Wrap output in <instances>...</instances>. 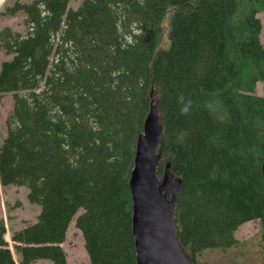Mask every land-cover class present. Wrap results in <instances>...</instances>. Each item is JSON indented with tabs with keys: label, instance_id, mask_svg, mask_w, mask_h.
<instances>
[{
	"label": "trees",
	"instance_id": "trees-1",
	"mask_svg": "<svg viewBox=\"0 0 264 264\" xmlns=\"http://www.w3.org/2000/svg\"><path fill=\"white\" fill-rule=\"evenodd\" d=\"M16 0L0 15V96L12 109L0 141V188L38 207L11 230L0 264H65L74 221L88 261L136 264L129 179L154 105L158 183L179 184L175 241L192 264L260 224L264 264V0Z\"/></svg>",
	"mask_w": 264,
	"mask_h": 264
},
{
	"label": "water",
	"instance_id": "water-1",
	"mask_svg": "<svg viewBox=\"0 0 264 264\" xmlns=\"http://www.w3.org/2000/svg\"><path fill=\"white\" fill-rule=\"evenodd\" d=\"M160 131L157 111L151 106L143 124V134L136 144L129 179L136 264H192L175 241L174 206L178 181L167 172L159 184L156 176ZM261 174L264 182V162ZM159 191L172 192L170 204L160 200Z\"/></svg>",
	"mask_w": 264,
	"mask_h": 264
},
{
	"label": "rangeland",
	"instance_id": "rangeland-1",
	"mask_svg": "<svg viewBox=\"0 0 264 264\" xmlns=\"http://www.w3.org/2000/svg\"><path fill=\"white\" fill-rule=\"evenodd\" d=\"M16 0H0V13L4 6L12 5ZM28 1V0H21ZM77 0H70V7L75 8ZM257 17L261 22L260 42L264 47V12L258 13ZM23 16H2L0 15V28L8 26L12 31L22 32L24 26ZM8 56L0 51V62ZM256 93L264 96V83L256 84ZM154 107V105H153ZM12 109V97L10 94L0 96V141L5 135V121ZM170 176V175H169ZM159 198L162 202L170 204L172 192L159 191ZM38 213V207L31 204L27 199V190L22 186H7L0 188V219L3 220L6 234L5 239L9 240L11 230H18L25 225L32 223ZM260 224L258 221H249L241 225L234 233L235 238L240 242L235 247L227 249L204 250L199 255L201 264H262L260 257ZM66 255L65 264H84L88 261L84 249L83 239L80 232L75 228L74 221H71L65 241L61 244ZM32 264H52L48 260H38Z\"/></svg>",
	"mask_w": 264,
	"mask_h": 264
}]
</instances>
